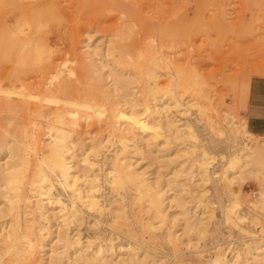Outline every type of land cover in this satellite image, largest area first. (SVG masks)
I'll return each instance as SVG.
<instances>
[{"label": "rangeland", "instance_id": "374dc122", "mask_svg": "<svg viewBox=\"0 0 264 264\" xmlns=\"http://www.w3.org/2000/svg\"><path fill=\"white\" fill-rule=\"evenodd\" d=\"M87 47L104 74L112 69L125 76L134 66L151 73L155 69L153 74L160 76L157 87L165 88L169 72L173 68L179 71L189 86L181 97L198 106L184 118L173 106L176 93L158 94L150 102L161 111L169 109L180 123L194 121L197 141L178 137L165 124L166 118L149 114L142 95L138 94L141 98H136L132 109L124 102L125 90L105 91L112 88L110 77L103 81L104 87H98L83 63L87 62ZM140 59L147 62L142 64ZM253 77H264V0H0V140L16 137L33 120L51 121L70 133L77 161L74 169L83 172L86 168L78 162L83 147L106 137L107 118L112 113L113 120L127 132L128 146L122 152L126 161L146 171L150 179L157 178L165 191L168 217L155 232V241L140 227L146 217L152 221L153 215L136 207L130 188L122 197L104 190L105 200L117 199L131 217L130 234L123 226V230H113L117 226L107 213L102 214L103 222L95 223L98 214L86 208L81 220L66 229L70 235L79 231L83 236L98 231L96 242L107 243L105 239L111 238L114 256L119 254L120 243L129 242L137 248L141 264H150L152 259L156 264H208L219 249L228 253L233 248L243 249L255 234H264V214L260 220H253L251 216L259 210L249 207L259 188H264V146L259 144L264 137L234 132L241 130V124L246 126L248 83ZM142 79L135 88L130 86L132 90L146 86L148 77L143 75ZM223 123L227 124L226 131L220 135L217 128ZM244 143L255 150L253 161L242 168L244 172L239 174L240 169H234L229 182L217 178L206 185L204 203L220 225L203 240L198 257L185 244L187 236L194 240L193 231L184 227L185 213L194 203L192 190L199 179L196 155L199 157L202 149L210 152L215 156L213 168L219 169L225 160L220 156ZM112 152L111 146L92 158L106 167ZM8 158V153H2L0 163ZM225 189L239 200L234 212L246 216L241 222L234 215L224 216L228 199ZM2 190L0 187V228L7 229L10 215ZM173 198L183 207L170 201ZM111 212L115 213L113 209ZM55 223L53 220L52 230L57 228ZM167 228L179 238L174 248L164 237ZM51 246H56L55 240ZM49 253L44 254L42 248L36 263L48 264ZM123 257L125 253L117 255L115 261ZM260 263L264 264V257Z\"/></svg>", "mask_w": 264, "mask_h": 264}, {"label": "bare ground", "instance_id": "6f19581e", "mask_svg": "<svg viewBox=\"0 0 264 264\" xmlns=\"http://www.w3.org/2000/svg\"><path fill=\"white\" fill-rule=\"evenodd\" d=\"M87 48V51L84 52L87 62L83 63L86 72L94 75L91 77L98 87L101 85L104 87L103 81L106 80V77H110L112 88L107 87L105 91L125 90L124 102L129 103L132 109L136 106V98L140 97L138 94L142 95L140 98L145 104L144 106L149 108V114L157 113L161 115V118H166L164 119L165 124L168 128L173 129L178 137L182 139L187 137L193 142L197 141L198 134L193 126L194 121L189 122L188 120V123H180L179 119L176 120V117L175 119L170 115L169 109L161 111L157 107L155 108L156 103L151 105L150 102L152 98L155 101L158 94L176 93L177 96L173 98V106L186 118L185 114H188V111L197 104L191 103V100L184 102L181 97L188 91L189 86H186L185 78L179 74V71L173 70L175 68L172 67V71L169 72V85L159 88L157 87L159 81L157 77L160 76L156 77V73L153 74L157 64L153 65L154 70L150 66L153 73L148 69L142 70L144 67L134 66L126 71L127 75L125 76L112 69H108V73L104 74L101 72L102 66L96 64L93 51H90L89 47ZM150 59L147 58L149 61ZM144 61L146 60L143 59ZM149 61L148 64L151 62ZM138 62H142L141 59ZM156 62L159 63V61ZM137 65L139 64L137 63ZM157 74L159 73L157 72ZM143 75L148 77L145 80L146 86L132 90L130 86L133 85L135 88V85L143 83ZM196 79L198 78L196 77ZM191 82L198 85L196 80ZM194 87L196 86H193V89ZM198 88L200 87L198 86ZM152 119L155 120L156 117ZM30 123L28 127L22 128L16 137L0 140V155L6 152L9 157L4 163H0V187L3 189V199L10 215L7 229L0 228V264H37L36 259L42 248L44 254L50 252L47 257L48 264H141L142 260L134 244L120 243L117 246L118 252L120 255L125 253L126 257L115 261V257L119 254L113 255L111 238L105 239L107 243H103L95 241L98 238V231L86 236L81 235L79 231H75L72 235L66 232V229L70 228L72 224L81 220V212L83 208H86V210L98 214L99 218L94 221L95 223L103 222L102 214L107 213L108 219L117 226L113 230L119 231L118 228L123 226L125 232L130 234L132 232L131 217L127 215L125 208L117 199L106 201L104 198L105 189L123 196L125 191L130 188L133 190L131 191L133 192L131 200L136 207L153 215L152 221H149L151 217L148 216L147 220L140 223V227L143 233H148L151 241H155L153 239L155 232L162 228L168 217L165 203L167 197L165 191L159 186L157 178L150 179L146 171H139L133 167V163L126 161L127 157L122 154L129 141L125 128L113 120L111 113L107 118L106 137L83 147V157L78 162H82L86 169L81 172L74 169L77 161L73 155L74 143L69 132L61 126L52 124L51 121L33 120ZM5 124H7V120H5ZM223 124L222 127L217 128L220 135L226 131L224 128L227 127V124ZM240 127V131L235 129L234 132L252 134L245 124H241ZM44 135H46V139ZM259 144L264 146V141ZM111 146L112 159L108 165L106 167L97 165L98 159L96 160L92 156L96 157L102 154L105 149ZM193 153H195L194 150H191V154ZM253 153L255 150L247 143L235 147L233 151L229 150L227 155L220 156L221 159L225 157V160L220 164L221 168H217L219 175L217 169L213 168L215 161L213 154L202 149L199 157L196 155L197 159L194 161L199 169V174H197L199 179L196 187L192 190L195 193L194 203L191 210L185 213L184 227L186 231H193L194 240L187 236L185 244L191 246L198 257L201 256L202 248L200 246L203 240L208 236V233L220 225L219 221H215L213 212L204 203L203 198L208 192L206 185L217 178L229 182L230 171L234 169L237 171L240 169L239 174L244 172L242 168L253 161ZM224 192L228 196L227 203L223 206L224 216L234 215L235 219L241 222L246 216L234 212V204H237L239 200L233 197V193L229 189H225ZM170 201H174L176 206L183 207L177 198ZM170 207L172 206L170 205ZM249 207L252 210H259V214L256 212L251 216L253 220H260L263 217V187L259 188L258 197L251 201ZM54 209L56 210L54 211ZM111 209L115 213H112ZM53 220L56 221V230H52ZM164 237L166 242L173 245V248L176 247L174 245L177 240L179 241V238L174 236V232L170 228L166 229ZM54 240L56 246L52 247L51 244ZM180 242L183 243L182 240ZM263 257L264 234L259 232L243 249L233 248L229 250V253L227 250L219 249L215 252L214 257L208 259L207 263L259 264V259ZM41 259L44 257L41 256ZM145 263L148 264V262ZM150 264H156V260L152 259Z\"/></svg>", "mask_w": 264, "mask_h": 264}, {"label": "crops", "instance_id": "0c3cea01", "mask_svg": "<svg viewBox=\"0 0 264 264\" xmlns=\"http://www.w3.org/2000/svg\"><path fill=\"white\" fill-rule=\"evenodd\" d=\"M247 129L264 137V77L251 78L247 96Z\"/></svg>", "mask_w": 264, "mask_h": 264}]
</instances>
